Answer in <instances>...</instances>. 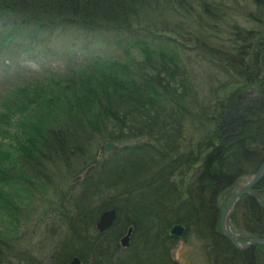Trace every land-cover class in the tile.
Here are the masks:
<instances>
[{
	"label": "trees",
	"instance_id": "16d2710c",
	"mask_svg": "<svg viewBox=\"0 0 264 264\" xmlns=\"http://www.w3.org/2000/svg\"><path fill=\"white\" fill-rule=\"evenodd\" d=\"M254 4L264 10V0H256ZM212 12L202 0H0L1 66L4 65L1 59L6 55L14 60L20 51H33L52 36L74 32L111 33L118 40L136 35L143 55V60L123 56L96 58L83 67L69 66L65 72L53 71L41 77L42 83H58L59 95H62L56 97V103L46 104V112L44 106L36 107L20 118L21 128L29 132L25 134L29 138L23 146L17 143L3 147L0 264H40L43 255L39 244L52 240L50 236H57L54 232L58 228L52 225L37 228L32 238L28 233L34 222L32 217L38 220L57 206L68 217L75 214L68 223L58 222L59 226L68 225L71 232L57 245L61 252L67 249L69 253L62 256L65 263L76 254L83 264H179L171 255L175 241L171 245L168 235V228L178 222L204 242L210 264H264V244L238 250L217 229L221 195L264 162V33L232 25L227 32H231L227 48L217 53L202 45L201 54L213 59L209 64L218 75L227 76L233 80L231 85H237L224 98L219 95L213 116L204 114L209 110L205 104L196 114L184 110L188 102L196 103L200 98L198 90L193 88V80L188 77L187 82L180 78L181 67H170L164 48L158 46L152 51L150 42L141 39L145 35L158 39L167 33H173L176 38L185 37L191 34L192 26L203 30L205 20H214ZM211 30L219 33L217 29ZM199 40L195 38L197 47L202 43ZM148 49L154 58L147 54ZM91 73L94 78L83 77ZM51 75L62 77L47 80ZM93 82H98L103 89H95ZM54 85L49 84V89ZM67 90L72 97L83 92L85 102L80 95L71 99ZM248 90H254L255 95H249ZM8 94L18 96L15 88ZM91 97L98 101L88 100ZM237 103L243 109L237 110ZM232 112H237L238 117L222 132L218 124L204 128L208 121L220 124ZM36 118L43 124L26 126ZM88 119H103L105 123L96 126L87 122ZM109 121L113 124H106ZM186 123H196L194 129L201 133L197 142L200 151L190 158L186 157L189 154L179 152L182 143L178 139L184 134L181 129ZM87 132H107L103 139L121 145L105 153L100 168L97 166L96 171L74 182L80 170L83 173L98 161L94 149L87 161V146L91 149L95 145ZM19 152L41 161L20 162L16 158ZM196 157V161H201L200 170L183 188V175L188 173ZM7 158H11L9 162H13L15 172L6 164ZM189 164L192 165L185 167ZM32 169L35 173H30ZM69 179L74 180L67 185ZM125 186L128 189L122 193L120 187ZM111 188L122 191L120 195L107 196V189ZM256 188L262 196L264 179ZM106 206L117 210L115 224L105 232H93L95 223L84 221V216L88 210L99 215ZM30 209L37 212L29 213ZM232 217L235 229L264 238L261 200L244 195ZM36 227L39 226L35 223ZM129 227H133V236L127 247L122 245V235ZM14 246L17 254L8 257L4 249ZM19 249H22L20 255ZM15 256L20 261L14 262Z\"/></svg>",
	"mask_w": 264,
	"mask_h": 264
},
{
	"label": "rangeland",
	"instance_id": "374dc122",
	"mask_svg": "<svg viewBox=\"0 0 264 264\" xmlns=\"http://www.w3.org/2000/svg\"><path fill=\"white\" fill-rule=\"evenodd\" d=\"M202 1L208 4V6L213 11L212 13H214L213 16L216 17L214 20L212 19L205 20V22H207L206 24L208 25L203 24V30L200 26H192V28L189 29V32L191 34L182 38L179 37L176 38L173 36L174 35L173 33L172 34L167 33L164 36L168 40L163 36L159 37L158 39L157 38L154 39L152 36H147V35H145L141 39L149 41L150 44H148V46L151 49H155L152 48L154 46H161L162 48H164L165 60L169 62L170 67L173 66L181 67L183 71H181V73L179 72L180 78L187 81V78L189 77L193 80V88L195 91L198 90V92L200 93V98L198 101H196V103L188 102L187 104L189 105L188 107L185 106L184 110H186L190 114H196V111L197 110L200 111V108H203L205 104V106H208L209 110L207 111V114L206 113L204 114L207 116L208 115L213 116L217 112L216 110L217 105L215 104L216 101L219 102L218 101L219 95H221L224 98V96L229 95L231 91H234L237 85L236 84L231 85L232 81L228 79L227 76H224L222 74L218 75V73L215 71L214 66H211L209 64V62H212L213 59L211 60L209 58H206L204 55L201 54L202 45L206 46L210 50H213L214 52L217 53L219 52V50L227 48L229 43L228 40L231 37L230 35L231 32L230 33L227 32H229V27L232 25L233 26L237 25L239 27L243 26L244 28H252L258 32H262L263 34L264 25H262V22L264 20V15H263L264 10L262 9L261 11V9H259V7L254 4L256 0H202ZM260 11H261V15H260ZM261 17H262V22L260 23L259 18ZM206 29H210V30H206ZM211 29H217L219 33L211 32L212 31ZM69 32H73V31H69ZM196 37L201 38V40L199 41L202 43L200 44L199 47H197L195 43ZM138 39L140 38H138V36L136 35H131V37L127 39L123 38L121 40H118L117 38L113 37L111 33L99 34V33L74 32L60 37L52 36L47 42H43L42 44L37 45L33 51L22 50L19 52L18 57H16L14 60H12L10 56L7 55L4 56L1 59L4 65L3 66L0 65V160L4 154L3 153L4 146H10L11 144L14 145L18 143L20 144L21 147L25 144L26 140L29 138L26 137L25 135L28 134L29 132L24 130L25 128H21L20 118L24 114L30 113L36 107L44 106L46 112L48 110L46 108L47 106L46 104L47 103L51 104L53 102L56 103L57 102L56 97L59 96L61 97L62 94L59 95L61 88L60 85L58 83L57 85H54L55 81H53L52 83L49 82L42 83L44 82L42 81L41 78L42 76L50 74L53 71L65 72L66 70H69L68 69L69 66L74 68L76 66H77L76 68H79L81 66L83 67V65L95 61L96 58L104 59L106 57H109L113 59H119L117 56H123L124 59L129 58L132 60L133 58H135L137 60H143V55L140 51V46L138 45L139 42ZM165 46H168V48L166 49ZM41 65H43L44 67H41ZM60 77L62 76L51 75L47 77L48 78L47 80L58 79ZM83 77H87L86 80H88L94 78V74L93 73L89 75L86 74L83 75ZM49 84L54 85L53 89H49L48 87ZM92 84L95 89H100V90L103 89V87L99 85L98 82H93ZM14 88L18 93L17 97H14V94L11 96H9V94L11 93L8 94V92ZM84 88L87 89L85 86ZM216 90H219L218 94L215 93ZM67 92L70 91L67 90ZM67 94L70 95L71 99L76 98L75 97L76 95H80L81 96L80 98L83 100V103L85 102L83 92H77L76 94H74V97H72L73 95L71 92ZM66 98L65 100L67 101L71 100ZM88 100H92L93 102L98 101L97 98H92V97ZM178 104L183 105L181 102ZM55 107L56 106H54L53 108ZM56 111L57 110H55L53 113H55ZM228 116L229 114L220 122V124L216 122L214 123L215 125L216 124L219 125V129L221 132L222 130H225L224 128H226L229 125ZM95 120H100V121H95ZM215 120L216 119H213V121ZM87 122H93L96 126H101L105 123L103 119H94V120L88 119ZM32 124L37 126L38 124H43V122L40 118H36L35 120L27 122L26 126L30 127ZM106 124L111 125L113 123L109 121L106 122ZM214 124L212 127H214ZM15 132L17 133L19 132V134L17 135V133L15 134ZM22 132L23 135L21 134ZM181 132H184V134L182 133L181 139H178L180 140V143H182L181 144L182 147L180 148L179 152L181 154H184L185 156L189 154L186 156L188 158H190V155L193 156L197 152L199 153L200 148L197 142L199 141L200 138L199 134L201 133L196 132L194 126H189V124L187 123L184 125V127H182ZM104 133L107 132L86 133L88 136H91V142L95 143V145H93V148L91 149L87 146L86 149L87 161L89 160L91 156L90 152L93 149L98 154L97 157L98 161L95 165H89L87 168L88 170H84L83 173H82L83 170H80L79 174L75 176L74 178L75 180L69 179L67 185L71 184L72 180H74V182L80 181L82 179V175L85 174V172H87V175H89L95 169L97 170L98 169L97 166H99L100 161L102 157L105 155V153L121 145V143L109 140L108 138L106 140L103 139ZM20 138H23L22 141ZM110 143L113 144V148L108 149L107 147ZM16 158L20 162H23V160H28L31 162L41 161L38 158H31L29 155L23 154L22 152H19ZM197 158L198 157H196L193 160L194 163L193 165L192 164L185 165V167H189L190 165L192 166L188 169L189 170L188 173L186 175H183L182 178L184 184L183 188L188 186L194 180L195 176L200 170L201 161H196ZM9 161H11V158L10 160H8L7 158L5 162L7 165L9 163L10 165L8 166L11 168L13 172H15L16 170L13 166V162L11 163ZM43 164L44 162L42 161L40 166L43 167ZM30 173H35V170L32 169V172ZM255 174L256 172H254L251 175H246L239 178V180L219 198L218 208L220 211V220H219V225L216 220V223L219 226V228L217 229L219 230L220 235L223 236L232 245H234L233 241L227 236V234L223 230V226H222L223 215L221 213V210L225 209L226 205L230 203L232 196L238 193L242 187L246 186L252 180ZM31 184L34 186L35 181L32 180ZM256 185L253 187L255 191L254 195L251 194L250 192L242 194L240 198L236 201V204L233 206V208L230 209V211L227 213V217L230 214L229 226L233 234L239 235L242 232L249 233V231L247 230L235 229V225L231 220L233 218L232 216H233L234 208H236L239 200L244 195L249 194L252 197L256 198L258 201L261 200L264 203V193L262 196L259 195V189L256 188ZM120 188H123V191L118 190L117 192L111 193L110 196L113 197L115 195L116 196L120 195L121 191L123 193L128 189L126 188V186ZM79 190L80 189L78 190L76 189V191ZM185 198L186 196H183V199ZM221 203H223L222 207L220 206ZM106 207L107 208L101 210L102 213L105 210H111L110 208H114L113 206H106ZM58 208L60 207L57 206V208L55 209H49L46 215L38 220H34L32 217V221L34 222L33 224H31V226L33 229L32 228L29 229L28 231L29 236L35 238L34 234H37L36 233L37 228L46 229L48 225H51L50 224V222L52 221L51 219L56 214H58V212H61V210H59ZM28 212L32 213L37 211L34 209H30ZM35 223L39 227L34 228ZM176 224H178V222L172 224L171 227L168 228V235L169 232H171L172 227ZM97 226L98 225L94 226V230L96 231V233L105 232L111 227L110 226L109 228L100 230L99 228H97ZM236 239L240 241L239 243L241 245H243L244 243L251 242L253 240L252 236H250L247 233L241 234ZM203 245H204L203 241L198 239L194 235V233H190V235L188 234L185 239L183 238L181 241L177 243V245H175V247L172 249L171 255L173 259L177 261L179 264H210L206 252L203 248ZM256 245L257 244H254L250 248ZM234 246L238 250H242L239 249L236 245ZM250 248H247L246 250H249Z\"/></svg>",
	"mask_w": 264,
	"mask_h": 264
},
{
	"label": "bare ground",
	"instance_id": "6f19581e",
	"mask_svg": "<svg viewBox=\"0 0 264 264\" xmlns=\"http://www.w3.org/2000/svg\"><path fill=\"white\" fill-rule=\"evenodd\" d=\"M262 25H264L262 23ZM152 48H155V49H158V46H154ZM155 49H152V51H154ZM147 54L154 58V55L150 52V50L148 49L147 50ZM79 66V65H78ZM41 67H44L43 65H41ZM77 67V66H76ZM75 67V68H76ZM236 71H235V75H236ZM236 76H239V75H236ZM230 79V78H229ZM233 82V80H231ZM214 85V84H213ZM218 91L219 90H216L215 93L218 94ZM247 93L249 95H255V91L254 90H248ZM236 107H237V110H240V109H243V106L242 105H239L238 106V103L236 104ZM238 117V113H234L232 112L231 114L229 113V116H228V123H233L234 121H236ZM213 122L212 121H208L207 124L204 125V128L205 129H210L212 128L213 126ZM196 125V123L194 124ZM192 123L189 124V126H194ZM113 148V146H112ZM264 164V162L261 164V166ZM99 167V166H98ZM100 168V167H99ZM103 168V167H102ZM88 170V169H86ZM256 173L259 172V168H257V170L255 171ZM87 175V172H85V174L82 175V178H84L85 176ZM264 179V177L262 178V180ZM113 192H117V189L115 188H111V189H107V193L106 195L107 196H110L111 193ZM101 200L103 201H106L107 199L105 197H102L100 198ZM96 203L99 204V199L96 198ZM96 207V206H95ZM107 208V207H105ZM103 208V209H105ZM218 208V207H217ZM95 209V208H94ZM101 209V210H103ZM111 210H105L102 211L100 210L99 212V215H95L93 214L92 210H88V214L84 216V221L86 222H91V223H95V225H98L97 228H99V225L100 223H103V220L105 219V217L110 213L112 214L113 216H115V219L113 221V224H115V221L117 219V210L115 208H110ZM102 213V214H101ZM108 213V214H107ZM63 215V216H62ZM75 218V214H70V217H68L64 212H58V214H56L51 220L50 224L52 226H57L56 228H58V230L54 233L57 234V236L55 237H51L52 240H44L42 241L39 245H40V253L43 255L42 258L39 259V262L40 264H64L66 260H64L62 258V256H65L64 253L68 254V251L67 249H64L65 252H61L59 250V247H57L58 243L64 241L66 238H68L70 235H71V232H70V228L68 225H58V222L61 221V220H64V222H69L70 220H73ZM96 223H99V224H96ZM113 224L111 225V227L113 226ZM180 225H182L183 227H185V231L182 233L184 234L183 236L179 237V235H182V234H177V233H174V232H169V238L172 240V243L171 245H173V240L175 241V244L173 246V248L175 247V245H177V243L179 241H181L183 238L185 239L187 237V235L190 233H192L191 229L187 228L184 224H181V223H178ZM21 228V226L19 227ZM22 229L24 230L25 228L22 227ZM95 230H93L94 232ZM92 232V233H93ZM251 233V232H249ZM252 234V233H251ZM128 236H133V227H129L122 235V239L123 238H126ZM176 237V238H175ZM29 244H25V246H28ZM57 247V248H56ZM45 249H47L46 253H42ZM63 250V249H62ZM22 249H19V254L22 253L21 252ZM60 251V252H59ZM4 253L8 256V257H12L14 256L15 254H17V250L15 251V246L14 248L12 249H7L6 248V251L4 249ZM46 254V255H45ZM72 258H70V260L68 262H66L65 264H72V263H76V264H83V260L81 259V257L79 255H71ZM14 261V259H13ZM20 261V257L18 256H15V261L14 262H18Z\"/></svg>",
	"mask_w": 264,
	"mask_h": 264
},
{
	"label": "water",
	"instance_id": "95a60500",
	"mask_svg": "<svg viewBox=\"0 0 264 264\" xmlns=\"http://www.w3.org/2000/svg\"><path fill=\"white\" fill-rule=\"evenodd\" d=\"M113 144L110 143L108 145V149L112 148ZM264 177V164L260 167L259 169V172H257L252 180L244 187H242L238 193L234 194L231 198V201L230 203H228L225 207V209L221 210V213L223 215L222 217V226H223V230L224 232L227 234V236L233 241L234 245H236L239 249H242V250H246L247 248H250L251 246H253L254 244H258V243H261V244H264V238H260L256 235H253L251 233H248V232H242L240 233L239 235L237 234H233L232 231H231V228L229 226V218H230V214L229 216L227 217V213L230 211V209L233 208V206L236 204V201L240 198V196L242 194H245V193H251V194H255V191L253 189V187L259 183L262 178ZM108 214V213H107ZM115 219V216H113L112 214H108L105 219L103 220V223H100L99 225V229L100 230H104L106 228H109L112 224H113V221ZM185 231V227H183L182 225L180 224H176L172 227V230L171 232H174V233H177V234H182L183 232ZM249 234L250 236H252L253 240L251 242H248V243H244L243 245H241L239 242V240H237L236 238L238 236H240L241 234ZM184 234L182 235H179V237L183 236ZM122 244L124 246H128L130 244V236L126 237V238H123L122 239ZM72 264H76V263H72Z\"/></svg>",
	"mask_w": 264,
	"mask_h": 264
},
{
	"label": "flooded vegetation",
	"instance_id": "af4514ba",
	"mask_svg": "<svg viewBox=\"0 0 264 264\" xmlns=\"http://www.w3.org/2000/svg\"><path fill=\"white\" fill-rule=\"evenodd\" d=\"M130 241H131V237H130ZM122 245H123V244H122ZM130 245H131V242H130V244H129L128 246H130ZM123 246H124V245H123ZM128 246H127V247H128Z\"/></svg>",
	"mask_w": 264,
	"mask_h": 264
}]
</instances>
